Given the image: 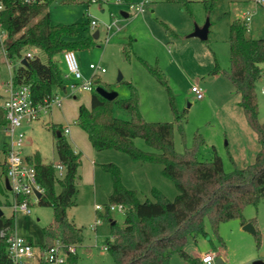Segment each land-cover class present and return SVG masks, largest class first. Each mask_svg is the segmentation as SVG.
<instances>
[{"label": "rangeland", "instance_id": "1", "mask_svg": "<svg viewBox=\"0 0 264 264\" xmlns=\"http://www.w3.org/2000/svg\"><path fill=\"white\" fill-rule=\"evenodd\" d=\"M140 1V0H135ZM216 6L207 15L203 0H191V14L181 5L166 0L149 2L144 5L142 13L133 15L124 2L114 0H98L87 3L85 0L70 2L54 0L47 9L53 23H87L91 19L97 22L93 30L86 26L80 28L84 37L98 31L89 48L75 51L80 70L85 78L94 73L89 63L99 64L105 71L98 73L99 85L117 92V98L129 97L130 90L126 82H130L137 90L138 104L144 118L150 122L172 121L173 112L169 105V94L164 86L136 60L127 61L122 53V45L129 38L136 55L152 65H158L165 75L175 110L182 118L184 140L177 126L173 129V145L181 152L193 144L194 133L204 140L200 147V158L211 159L219 155L224 168H231V161L237 167L252 163L260 148L257 136L247 122L239 105L240 95L224 73H211L215 61L223 70L229 68L228 22L235 16L246 13L249 17L248 34L264 36V8L253 0H215ZM122 11L129 13L124 17ZM209 18L208 38L204 41L195 36H188L195 25L202 26ZM242 19V17H239ZM113 23V25H112ZM111 24L107 29L106 25ZM170 28L171 34L165 28ZM107 38V40H105ZM32 54L45 56L38 49L32 48ZM56 61L62 72L66 70L61 54ZM17 62L8 59L0 48V102L5 97L4 88L12 80V72ZM262 72L255 83L258 102V117L264 122V63L260 64ZM121 77L118 79V77ZM200 87L203 97L196 98L191 87ZM61 98V106H51L41 117L24 125L23 154L25 156L38 151L41 160L56 162L55 140L49 126L51 123L68 124L70 132L64 134L68 142L80 152L78 171L80 178L75 182L76 195L74 204L66 209L67 220L81 229L83 243L78 244L77 264H114L112 256L103 249L111 240L110 221L115 220L123 225L124 213L110 211L109 218H101V222L93 224L98 218L95 204L106 205L108 194L112 189L110 173L101 169L99 163L113 162L119 169L121 181L127 188L135 189L141 200L151 196V187L162 191L169 199L177 193L173 183L161 172V164L133 160L126 153L116 149H94L85 132L74 122L77 105L88 103V91H73L68 87L56 90ZM114 115L123 119L129 114L120 108L114 109ZM10 136L0 124V149L10 144ZM134 143L141 149L152 150L142 138H135ZM34 151V152H33ZM6 155V150H5ZM3 167L0 166L2 173ZM0 173V175H1ZM59 186L56 187V191ZM0 194V201H6ZM32 213L14 214L15 231L22 236H30L35 245L45 243L43 228L53 222V211L49 206L33 202ZM5 214L11 209L5 205ZM104 214V211H101ZM245 223L250 222L254 233L242 228L239 218L220 222L214 229L208 220L205 221L206 235L195 239L189 237L184 249L192 257L205 252H213L221 264H254L261 260L264 263V200L258 204H246L242 209ZM255 231L259 232V244H256ZM53 237L51 240H53ZM215 260L210 264H217ZM168 264H185L178 253H173ZM201 264V259H200Z\"/></svg>", "mask_w": 264, "mask_h": 264}, {"label": "trees", "instance_id": "2", "mask_svg": "<svg viewBox=\"0 0 264 264\" xmlns=\"http://www.w3.org/2000/svg\"><path fill=\"white\" fill-rule=\"evenodd\" d=\"M53 1L4 0L5 8L0 13L1 24L6 31L0 48L12 61L23 57L26 59L25 64L15 68L12 81L15 85L27 84L35 104L50 100L56 90L65 86L55 57L64 50L87 49L93 41L92 34L84 37L80 34V28L88 27L87 23L51 22L47 7ZM166 1L181 5L191 14V0ZM203 2L206 14L210 15L216 1ZM165 28L175 34L166 25ZM227 41L228 70L221 69L215 61L210 72L224 73L231 80L235 92L240 95L239 105L257 136L260 148L254 161L243 167H237L231 161V168L225 169L222 158L216 154L209 160L200 158V147L204 140L197 132L194 133L191 147L184 146L181 152L175 150V125L184 140L181 115L175 110L165 75L157 64L152 65L135 54L131 38L123 43L122 53L127 61L136 59L165 87L174 114L172 121H147L139 108L137 90L130 82H126L129 97L108 100L95 91L99 85V75L91 76L89 104H78L74 121L85 132L90 145L96 150L122 151L133 160L161 164L162 174L177 190L174 198L169 199L162 191L151 187L153 200H140L136 190L124 186L120 169L115 163L98 164L110 173L112 181L106 205L122 203L126 206L122 226L115 220H109L111 240L106 242V250L114 264H168L173 253H178L187 264H200L198 257H192L184 249L188 238L206 235V220L214 229L220 222L232 218H239L244 224L243 207L264 200V122L258 117L255 92L256 80L262 72L260 64L264 63V37H251L247 23L234 17L228 24ZM29 48L38 49L45 60L36 53L26 57L24 53ZM115 108L126 111L129 118L115 116ZM5 123V112L0 107V124ZM49 128L55 140L58 161L64 167L63 174H57L53 162H43L38 152L26 157L34 165L37 180L43 188L37 203L49 206L53 211L52 224L43 228L46 238L43 245L49 244L53 237H59L65 244H78L82 241L81 229L67 220L66 209L75 202V182L81 177L78 171L81 154L74 151L61 124L51 123ZM137 137L142 138L152 150L136 146L134 139ZM5 172L4 163L1 173L4 178ZM5 189L4 179H0V194H4ZM5 205L6 201H0V233L4 231V234H0V264H14L7 254L6 236L7 231H11L15 225V213L5 214ZM98 216L109 218V211L105 210L104 214L98 212ZM255 240L258 245V231H255ZM68 264H77V253L69 255Z\"/></svg>", "mask_w": 264, "mask_h": 264}, {"label": "built area", "instance_id": "3", "mask_svg": "<svg viewBox=\"0 0 264 264\" xmlns=\"http://www.w3.org/2000/svg\"><path fill=\"white\" fill-rule=\"evenodd\" d=\"M27 2L34 0H25ZM95 1V0H92ZM116 3L125 2L126 0H114ZM257 5L264 8V0H253ZM150 0H140L129 2L128 8L133 15L142 13L144 5ZM5 8L4 0H0V13ZM129 11V14H130ZM248 13L243 14L242 20L246 23L249 21ZM131 15V14H130ZM97 25L94 19L89 21V27L93 30ZM113 25V23H112ZM106 28H111V24H107ZM6 36V31L2 27L0 20V42ZM107 40V38H105ZM26 57H31L32 53L27 51ZM66 70L62 73L63 79L66 81L64 88H69L73 91H90L92 89V81L90 78H85L80 70L79 61L74 50H64L61 52ZM25 58V57H23ZM89 69L98 74L105 71L99 64L89 63ZM92 74V75H93ZM91 75V76H92ZM7 96L3 102L2 108L5 112L6 123L5 130L10 136V144L7 145L5 155V178H7L9 188L5 189V199L7 206L13 213L19 212L23 215L32 213L31 205L38 201L37 192H43V188L37 180L36 170L34 165L27 160L23 154V135L22 127L36 120L41 112H45L51 106H61V98L55 93L50 100L45 99L42 104H35L31 98L30 87L27 84L15 85L13 81L6 85ZM191 91L194 92L196 98L203 97L200 87L193 85ZM64 132H68V127L64 128ZM57 174L61 176L64 171L62 164H55ZM95 210H108L125 212L126 206L122 203L109 205H94ZM101 222V218L95 219V225ZM0 234H4L2 231ZM7 254L12 259L14 264H68V257L76 253L77 244H65L59 237H55L49 244L35 245L29 238L19 235L13 230L7 231ZM106 250V245L103 247ZM216 258L213 252H205L200 256L201 262L204 264L212 263Z\"/></svg>", "mask_w": 264, "mask_h": 264}, {"label": "water", "instance_id": "4", "mask_svg": "<svg viewBox=\"0 0 264 264\" xmlns=\"http://www.w3.org/2000/svg\"><path fill=\"white\" fill-rule=\"evenodd\" d=\"M125 14V13H123ZM209 18H206V21L204 22V24L202 26H198L195 25L193 30L189 33L188 36H195L198 37L200 40L204 41L208 38V32H209ZM98 35V32L95 31L92 33V37L96 38ZM21 64H25L26 63V59L22 58L20 61ZM121 77L119 76L118 79H120ZM95 91L97 93H99L101 96H103L104 98L108 99V100H113L116 96H117V92L116 91H110L105 89L104 87L98 85L95 87ZM4 184L6 188H9L8 185V181L7 178H4ZM37 196H40V193L37 192ZM2 213V211L0 210V214ZM242 228L246 231H249L251 233H254V227L252 226V224L250 222L245 223ZM216 263L217 264H221L222 260L220 258H216ZM254 264H264L261 260H257L254 262Z\"/></svg>", "mask_w": 264, "mask_h": 264}, {"label": "crops", "instance_id": "5", "mask_svg": "<svg viewBox=\"0 0 264 264\" xmlns=\"http://www.w3.org/2000/svg\"><path fill=\"white\" fill-rule=\"evenodd\" d=\"M62 1H65V0H62ZM79 0H69V3L71 2H78ZM80 1H83V0H80ZM87 3H90V2H93L92 0H85ZM97 1V0H96ZM101 1H103V0H98V2L99 3H101ZM151 2H159V1H161V0H150ZM129 2H135V0H126L125 2H124V4L128 7V3ZM122 13V15L124 16V17H126V16H128V15H130L129 13H127V12H124V11H122L121 12ZM123 13H125V14H123ZM243 16V14L242 15H239V16H235V17H242ZM234 18V17H233ZM231 20H229V22H230ZM229 22H228V24H229ZM88 27H89V25H88ZM90 28V27H89ZM97 31V30H96ZM248 31H249V28H248ZM95 32V31H94ZM98 32V31H97ZM98 35H99V33H98ZM98 35H97V37H98ZM253 38H258L257 36H252ZM259 37H264V36H259ZM94 39V38H93ZM31 49L32 48H29L28 50H26V52L27 51H29V52H31ZM25 52V53H26ZM24 53V54H25ZM32 53V52H31ZM14 61H16L17 62V64H16V67L18 66V65H20L21 63H20V61L21 60H14ZM15 67V68H16ZM15 68L13 69V72H12V76H13V73H14V70H15ZM63 73V72H62ZM85 77V76H84ZM65 81V80H64ZM65 84H66V81H65ZM63 90H65V88H63ZM4 92H5V97H3V100L0 102V107H2V105H3V102H4V100H5V98H6V96H7V91H6V87L4 88ZM89 92V91H88ZM89 96H90V93H89ZM89 99V98H88ZM84 104H86V105H88L89 104V100H88V103H85L84 102ZM78 106V105H77ZM47 111H45V112H41L40 114H39V116H38V118H40L41 116L40 115H42V113H46ZM37 118V119H38ZM5 125V124H4ZM3 125V126H4ZM63 127L65 128V127H68V132L67 133H65L64 132V134H68L69 132H70V127H69V125L68 124H66V125H63ZM72 146V145H71ZM6 148H7V144H4V146L0 149V166L1 167H4V163H5V150H6ZM72 148L74 149V151H76V149L72 146ZM34 152V151H33ZM35 152H38L37 150L35 151ZM27 157V156H26ZM56 157H57V155H56ZM44 162V161H43ZM54 164H58V163H60L59 161H58V158H57V161L56 162H53ZM1 173V172H0ZM0 179H4V176H2V175H0ZM132 189V188H131ZM135 190V189H134ZM110 192H111V190H110ZM137 192V191H136ZM110 194V193H109ZM108 194V195H109ZM137 196H138V193H137ZM138 198H139V196H138ZM140 199V198H139ZM141 200V199H140ZM95 209V208H94ZM97 211V210H96ZM98 212V211H97ZM96 228V227H95ZM14 232H16L15 231V225H14V227H13V229H12ZM17 233V232H16ZM18 234V233H17ZM27 237V236H26ZM27 238H29L31 241H32V239H31V237L30 236H28ZM81 243H83V235H82V241L80 242V243H78V244H81ZM78 244H77V246H78ZM105 246V245H104ZM103 246V247H104ZM77 248V247H76ZM104 249V248H103ZM76 253H77V251H76ZM197 257H199V256H197ZM185 264H187L186 262H185ZM201 264H204V263H202L201 262Z\"/></svg>", "mask_w": 264, "mask_h": 264}]
</instances>
